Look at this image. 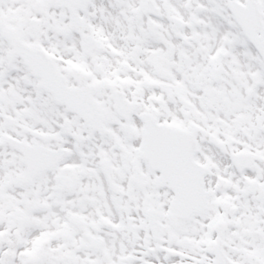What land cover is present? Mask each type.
<instances>
[{
	"label": "snow or ice",
	"instance_id": "obj_1",
	"mask_svg": "<svg viewBox=\"0 0 264 264\" xmlns=\"http://www.w3.org/2000/svg\"><path fill=\"white\" fill-rule=\"evenodd\" d=\"M0 264H264V0H0Z\"/></svg>",
	"mask_w": 264,
	"mask_h": 264
}]
</instances>
